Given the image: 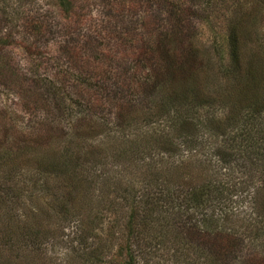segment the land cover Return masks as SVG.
<instances>
[{
  "label": "rangeland",
  "instance_id": "374dc122",
  "mask_svg": "<svg viewBox=\"0 0 264 264\" xmlns=\"http://www.w3.org/2000/svg\"><path fill=\"white\" fill-rule=\"evenodd\" d=\"M75 4L80 12L63 18L58 0H0V149L30 144V154L41 163L62 156L63 149V154H71L70 167L87 180L71 190L73 198L65 195L64 186L48 198H63L68 207L59 216L42 218L48 231L38 247L30 237L19 244L15 233L8 243L0 232V264H123L131 210L137 212L135 229L141 231L143 220L149 223L143 226L145 236L137 241L132 236L127 242L137 264H264V169H250V159L239 158V150L228 162L214 153L230 144L237 122L224 136L199 126L195 139L175 130L179 116L174 110L154 113L166 97H180L181 90L189 95V87L216 100L213 107L200 108L203 116L216 121L234 111L239 98L258 84L257 73L264 78L260 52L264 0H76ZM235 25L240 60L232 63ZM30 44L36 47L33 55L27 53ZM169 60L173 66L182 62L193 66V77L185 83L172 77L160 84L157 74ZM231 66H241L235 76ZM249 70L257 76L246 83L252 88L243 79ZM255 89L264 93L263 87ZM244 112L241 109L237 119ZM187 113L196 121L195 113ZM258 118V128L264 129V111ZM154 137H170L175 151L156 145L143 151ZM37 161L28 159L15 175L0 169V204L7 199L14 202L10 213L30 216L33 210L35 217L46 200L39 186L47 178L31 177ZM183 165L189 169L181 173L186 184L176 186L182 188L180 198L190 180L208 177L223 181L234 195L193 209V223L213 214L215 233L210 237L201 232L174 256L173 250L158 249L155 242L160 225L174 216L178 220L180 211L165 213L162 202L153 198L157 186L164 184L149 180L154 172L179 174ZM29 195H38L33 205ZM34 219L41 222L38 215ZM177 227L171 225L173 232ZM218 233L231 239L223 254L214 240ZM146 239L154 247L146 248L150 254L140 258L138 249Z\"/></svg>",
  "mask_w": 264,
  "mask_h": 264
},
{
  "label": "trees",
  "instance_id": "16d2710c",
  "mask_svg": "<svg viewBox=\"0 0 264 264\" xmlns=\"http://www.w3.org/2000/svg\"><path fill=\"white\" fill-rule=\"evenodd\" d=\"M59 2V7L62 11L61 14H63L64 17L72 16L78 14V11L80 10L76 6V0H58ZM27 25L30 27H33V24L31 21L27 22ZM42 29V25H39V31ZM34 30V29H33ZM36 30V28H35ZM237 31H236V25L233 27L231 30V58H232V63L237 62L240 60L239 55L236 52V44H237ZM65 37V35H64ZM36 47L34 46L32 48V45L30 44L27 46V53L29 55L35 54ZM260 52L264 56V49H260ZM71 55L77 56V53H72ZM165 60V59H164ZM166 61V60H165ZM169 66H164L163 70L157 74L158 77V82L162 84L163 86L165 83H168L169 78H176L177 80H184V83L186 82V79H189L190 77H193V66H185V63H180V66H173L175 62L169 60L168 61ZM241 66H231L230 70L233 72L232 75L235 74L238 69H240ZM263 70V69H262ZM261 70V71H262ZM264 76V71L262 72ZM246 75V76H245ZM243 75V79L247 80L245 81V84L248 83V81H252L253 77L256 78L259 76V81L262 82H257L256 84L258 85V88L260 89L261 87L264 88V78L260 77L261 74L257 73V76L253 74L252 70H249L247 74ZM235 76V75H234ZM246 77V78H245ZM183 83V84H184ZM155 85V83H154ZM249 84H246L247 88H252L250 87ZM257 85H254L253 89L245 92L243 94V99L240 100L238 105L235 106V109H233V112H229L227 115V118L221 119V120H213L210 117L203 116L201 112H199L200 108H211L215 105V98L208 99L207 97H203L199 94H197V90L194 87H189V95H187V90H185V93L183 90H181L180 97H174V98H169L166 97L162 102H160L157 105V110L154 112L156 115H162V113H167L169 111L174 110L175 113L179 116V120H176L173 124L175 126V130L179 132L181 135H192L195 139L198 138V132L200 130V127H206L207 130L211 132H215L217 136L225 135L227 132V127H234L236 122H237V130L236 132L232 135L229 136V145H223L219 148H216L215 154L218 156V160L222 162H228L229 159H232L235 157L236 151L239 150V158L242 157L241 159L243 160L244 158L248 160L250 159V169L251 167L260 168L264 169V129L262 127L259 129L257 125V120L259 119L258 117L263 113L264 111V93L261 91H257L255 88H257ZM193 89V90H191ZM193 92V93H192ZM215 94V90L213 91ZM197 94V96H196ZM241 95V93L239 94ZM182 96V97H181ZM246 98V99H244ZM243 109L246 112H244L243 116L237 119V113ZM187 112H193L195 113L196 116V121L189 119V114ZM175 114V116H176ZM242 115V111H241ZM181 117V118H180ZM200 126V127H199ZM199 127V128H198ZM175 131V132H176ZM212 133V134H213ZM160 139V141H159ZM159 139H154L152 140V143H148L147 148H145L143 151H151L153 147L156 145L158 148H163L166 151H175L177 145L174 144V140H172L170 137L167 139L159 138ZM162 139V140H161ZM231 139V141H230ZM226 140V139H225ZM154 143V144H153ZM200 143V142H196ZM30 144H25V146H19L15 147L12 145L10 146H4L0 149V169H4L5 172H12L13 175L19 170H21L23 167H25L27 164H25V161L28 159L32 160H38L37 156L34 157L30 154ZM245 150L246 154L244 155L241 152ZM33 151V150H32ZM62 156H59L58 158H55L53 160H50L49 162L46 163H41L40 161L38 162L39 165L37 166H32L31 170L33 171L34 174H32V178L37 175L38 179H40L41 175H45V178H47L45 181L40 183V188L41 191H43L44 196L46 197V200L43 201V205L39 208L38 216L40 217L39 221L37 222L34 218L37 217L35 213L34 217V212L33 210L30 211V216L25 215V212H19L17 214L11 212L10 213V207L14 204V202L10 203L8 202V199L0 204V208L3 209L2 212H0V227L4 228L0 230L1 235L5 238V240L9 243L13 239V234H16V238L20 241L19 244H23L26 241H28L29 237L32 240V242L35 244V247H38L42 241L45 238V234H47V231L45 228H43V220L46 216V219H49L51 216H59L60 213L66 212V208L68 207L66 201L63 200V198L60 199V201H55L48 199L51 197V194L53 193L54 195H57V190L62 189L63 186L65 187V195L67 197H71L72 195L71 190L77 185L78 187L84 186V183H86V179L80 176V173L77 172L75 169H72L70 167V161H71V154L69 152L65 151V154H63V149H62ZM63 155L65 156V159L63 160ZM16 158V160H15ZM36 162V163H37ZM211 159L208 161V166H211ZM213 164V163H212ZM35 165V164H34ZM194 165H196L194 163ZM207 165V164H206ZM244 166V164H241ZM205 165L202 164L201 167ZM212 167V166H211ZM262 167V168H261ZM168 168V167H167ZM180 170V173H175L173 176H169L167 174V171L162 173L154 172L152 175V179L149 181H156L159 183H163L164 185H160V187L157 186L158 188V194L154 196V199H158L157 201L162 202L161 204L164 205V212L165 213H172L174 210L180 211L176 220L175 216L173 219H165L166 222L162 223L160 225V233L158 238H156V246L158 249L161 250H173L174 256H177L176 252L177 249L183 248L185 249L187 242L190 239H194L195 236L200 234L201 232L209 235L211 237L213 233V228L214 227V221L213 219V214L211 216H208V218H203L199 219L198 221L195 220L193 223L194 218V212L193 209L200 208L203 209L204 207H210L211 201L213 200L214 202L216 201H222L226 199L231 198V196L234 195L233 188L230 186L226 185L223 181L219 180H214V178H206V180H190L188 182V187L189 189L186 191V194H182L181 198L177 194L178 191H181L182 188H176V186L183 184H186L184 179L182 180V175L181 173L183 172H188V165H183L181 167H178ZM253 168V169H255ZM177 170V168L175 169ZM264 174V171H262ZM203 172H201L202 174ZM145 176V175H144ZM9 180L14 179L11 176H7ZM154 177V178H153ZM35 179V178H34ZM39 182V181H38ZM158 184V183H157ZM55 185V186H54ZM55 188L53 191L52 188ZM83 189V188H82ZM80 193L81 199H82V194L83 190ZM149 197H151L149 195ZM228 197V198H227ZM38 198V195H29V200L31 202V205L35 203L36 199ZM73 198V197H71ZM10 200V198H9ZM71 202V199H70ZM154 202H156L154 200ZM224 202V201H223ZM65 203V204H64ZM150 201L148 200L147 204L150 205ZM186 203V207H185ZM17 206L20 205L18 200H16ZM152 204V203H151ZM159 204V202H158ZM213 204V203H212ZM30 205V206H31ZM157 205V204H156ZM225 205L223 203L221 208H225ZM152 206H155V203L152 204ZM33 208V207H32ZM215 208V207H214ZM27 209V208H25ZM60 212V213H59ZM214 213V212H213ZM129 219L126 224L127 227V233H126V238L127 242L130 237H134L135 240L139 237H142V235L145 236L146 234V228H143V226L148 225L149 223H146V221H141L139 225L142 227L141 231L135 229L137 220H136V214L137 212L135 210H131L129 213ZM227 214V213H225ZM184 215V216H183ZM168 216V215H167ZM183 216V217H182ZM224 216V214H223ZM3 218V219H2ZM224 218V217H223ZM12 219V220H9ZM34 219V220H33ZM175 219V220H174ZM228 220V218H226ZM9 224V225H8ZM16 225L19 226V232L13 231L12 227ZM171 225H179L177 227V230L175 228V231L173 232V228H171ZM194 225V226H193ZM200 225V227L198 226ZM201 228V226H203ZM147 227V226H146ZM51 230V228H50ZM145 231V232H144ZM17 232V233H16ZM25 232V233H24ZM50 232V231H49ZM145 233V234H144ZM30 234L29 236H27ZM42 237V238H41ZM198 237V236H197ZM222 237L220 233H218L215 237L214 240L215 242L219 244L221 250L225 251L229 244L231 239H227ZM143 239V238H142ZM137 241V240H136ZM124 248L126 249V257L125 262L123 264H137L138 258H136V254L132 253L130 250H128V246ZM18 243V242H17ZM12 244V242H11ZM152 244H149L148 239L145 240V244L142 246V243L139 246V251H138V256L140 258H144L146 254H150L146 248H153L154 246H151ZM217 245V244H216ZM17 246V244H16ZM214 246V245H213ZM130 249V248H129ZM146 260V258H145Z\"/></svg>",
  "mask_w": 264,
  "mask_h": 264
}]
</instances>
